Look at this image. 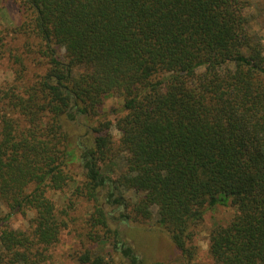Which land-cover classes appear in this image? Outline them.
Masks as SVG:
<instances>
[{"label":"trees","instance_id":"1","mask_svg":"<svg viewBox=\"0 0 264 264\" xmlns=\"http://www.w3.org/2000/svg\"><path fill=\"white\" fill-rule=\"evenodd\" d=\"M1 1L21 17L0 24V264L49 261L63 231L79 264H145L113 221L153 209L183 264H198L196 228L228 204L210 259L264 264V47L250 0ZM110 95L122 98L113 119Z\"/></svg>","mask_w":264,"mask_h":264},{"label":"rangeland","instance_id":"2","mask_svg":"<svg viewBox=\"0 0 264 264\" xmlns=\"http://www.w3.org/2000/svg\"><path fill=\"white\" fill-rule=\"evenodd\" d=\"M249 19V30L256 40L264 47V0H250L248 8L245 10ZM20 13L15 3L12 1L2 2L0 0V24L15 25L20 21ZM10 66L6 62L0 63V81L10 79ZM122 98L118 95H110L104 99L102 111L110 112L112 119L115 114L110 110L120 107ZM110 132L117 139L119 132L113 127ZM123 166L122 160L117 159L112 165V170L117 173ZM108 175L110 173L108 172ZM52 198L58 205H63L65 197L59 192H51ZM126 196L134 197L131 192ZM88 211V206L80 202L70 213L75 218V224L70 230L79 229L81 221ZM152 218L149 222H114L122 238L134 249L139 259H143L145 264L160 261L163 264H183L179 252L171 244L168 236L160 229L155 228L156 210H152ZM235 208L231 205H216L207 208L204 212L201 223L196 228V235L193 244L197 246V254L194 261L198 264H213L207 249L211 230L217 225H225L233 217ZM7 209L0 204V218L5 217ZM32 216L31 212L27 215L16 214L9 219V226L14 229H24L28 225V219ZM73 231L68 234L63 231L59 243L51 252L49 261L43 264H79L73 257V251L78 247L77 237L73 236Z\"/></svg>","mask_w":264,"mask_h":264}]
</instances>
